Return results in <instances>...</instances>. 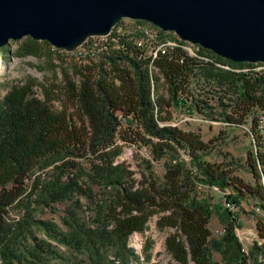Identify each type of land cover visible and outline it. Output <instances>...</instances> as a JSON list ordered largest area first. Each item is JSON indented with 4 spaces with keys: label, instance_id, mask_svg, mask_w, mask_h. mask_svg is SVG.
I'll list each match as a JSON object with an SVG mask.
<instances>
[{
    "label": "trees",
    "instance_id": "16d2710c",
    "mask_svg": "<svg viewBox=\"0 0 264 264\" xmlns=\"http://www.w3.org/2000/svg\"><path fill=\"white\" fill-rule=\"evenodd\" d=\"M125 20L118 22L109 36H120L129 28V32H135V40L142 35L138 29L150 26L159 30V40L175 38L171 31L160 30L147 21ZM25 39L17 49L18 56L63 52L46 41L29 36ZM120 44L118 49L112 45L103 49L98 44L100 49L91 59L95 62L74 69L78 82L64 75L57 97L61 107L57 110L49 106L51 100L44 87L43 100L34 96L32 81L13 86L0 103V260L4 264H50L44 259L54 253L53 241L77 248L85 245L89 250L110 244L124 255L130 251L128 236L144 231L155 212H164L156 226L175 229L165 237V250L178 264H219L212 259V252L220 255L222 264H264L263 246L254 242L245 254L232 224L225 227L219 239L211 238L207 226L212 213L210 197L196 190L198 183L219 190L231 188L232 203L239 205L242 198L251 197L264 216V69H255V65L264 63L232 62L202 47L195 51L196 56L180 46L168 48L164 51L168 54L157 55L151 63L163 78L166 101L156 95L157 78L149 67L151 58L130 42L122 39ZM89 50L93 52V48ZM202 84L205 91L212 93L214 105L197 99L201 97L199 93L191 94L192 88ZM188 95L191 108L186 105ZM62 98L70 100L74 107L64 105ZM171 105L205 113L213 120L217 118L212 115L218 114L223 123L233 126L245 125L247 116L252 115L255 124H250L249 131L254 149L246 165L254 183L248 184L230 176L219 165L204 161L202 156L211 142L167 124L169 118L161 114ZM120 117H130L146 136L156 140L153 150L158 157L167 156L161 182L153 180L146 188H135L124 167L117 163L120 150L114 147V138ZM165 148L173 151L166 152ZM178 149L189 156L188 167L176 158ZM82 158H87L89 177L114 191L105 206L96 205L97 218L103 221L100 225L88 231L74 219H64L69 230L61 232L49 220H34L29 213L30 203L14 225L6 222L7 207L19 201L21 205L23 197L31 195L25 194L24 188V180L31 172L57 163L54 167L58 174L53 180L39 187L34 185L39 189L36 200L47 204L78 186L72 179L63 184L61 173L74 165L73 160ZM108 220L111 228L104 223ZM258 223L264 228V217ZM33 224L45 232L46 239L35 236Z\"/></svg>",
    "mask_w": 264,
    "mask_h": 264
},
{
    "label": "rangeland",
    "instance_id": "374dc122",
    "mask_svg": "<svg viewBox=\"0 0 264 264\" xmlns=\"http://www.w3.org/2000/svg\"><path fill=\"white\" fill-rule=\"evenodd\" d=\"M125 19L126 23L131 22L129 19ZM171 33L176 35L174 32ZM25 38L10 40L0 47V103L13 86L32 81L34 85L31 89L34 96L43 100L45 97L43 94L44 87L51 100L49 106L53 110H57L61 107L57 97L60 96L58 91L59 86L64 81V75L66 74L67 78L69 77L75 83L78 82L79 75L74 72V69L92 65V62H95L91 60L94 58L93 52L89 48L81 49L80 53H78V48L73 51L63 49V52L58 53L45 50L46 52L42 57L31 55L21 57L16 52L18 47L25 42ZM187 48L190 55L194 56L192 49H190L192 47ZM255 66L256 70L264 69V65ZM152 70L157 78L156 95L168 101L163 78L160 77L157 69L153 67ZM204 88L206 86L202 84L195 86L190 92L195 96L199 93L201 97L197 96V99L208 101V104L214 105L215 100L212 93H208ZM190 99V95H188L187 101L184 99L188 108H191L190 102L192 104ZM63 104L74 107L72 102L67 99L63 100ZM161 115L169 118L167 124L176 126L182 131L194 132L204 142H211L208 150L202 156L204 161L219 165L223 170L228 171L230 176L238 177L248 184L254 183L252 174L246 165L248 154L254 149L253 134L249 131L250 124H255L252 115H248L246 124L240 126L223 123L218 114L212 115L217 118L213 120L205 113H199L195 110L188 111L184 106L171 105L165 107ZM259 126L261 125L259 124ZM114 141V147L120 150L116 161L124 167L126 177L133 181L135 188H146L153 180L157 182L163 180L167 156L158 157L154 153L153 146L156 140L146 136L130 117H120V126ZM164 150L166 152L173 151L166 148ZM176 152V158L186 165L185 167H188L189 156L186 152L182 149H178ZM72 162L74 165H68L61 173V182L64 184L70 179L77 180L80 187H74L60 200H49L47 204L39 202L36 200L39 189H36L34 185L37 184L36 186L39 187L41 183L53 180V177L58 174V170L54 167L57 163L44 168L38 167L24 180L25 194L29 192L31 195L27 194L23 197L21 205H18L19 201L7 207L6 222L11 226L14 225L18 217L22 215V209L30 203L29 213L34 220H49L61 232H68L69 230L63 221L64 219L67 222L74 219L88 231L94 230L100 225L103 221L100 222V219L97 218L96 205L105 206L113 197L114 191L109 187L99 186V183L96 184V181L89 177L91 172L87 158ZM196 190L201 196L207 194L210 197L212 213L207 226L211 238L219 239L224 234L225 227L232 224L233 234L245 254L252 248L254 242L263 246L264 249V228L258 223L263 220L264 216L255 208L253 198L248 196L242 198L239 205L235 204L234 209L229 210L227 204L232 202L229 197V194L232 193L230 192L231 188L219 190L216 187H208L198 183ZM103 213H106V210ZM163 215H165L164 212H155L147 221L144 231H134L128 236L130 251L125 252L124 255L110 244H100L97 250H89L85 245L77 248L76 245L53 241L51 244L54 253L44 260L50 264H178L165 250V237L168 233H173L175 229H158L156 226L157 220ZM104 223L108 228L112 227L110 220ZM32 230L35 236L46 239L45 232L36 227L35 224L32 225ZM211 257L217 263L222 264L217 252H212ZM0 264L4 263L0 260Z\"/></svg>",
    "mask_w": 264,
    "mask_h": 264
},
{
    "label": "water",
    "instance_id": "95a60500",
    "mask_svg": "<svg viewBox=\"0 0 264 264\" xmlns=\"http://www.w3.org/2000/svg\"><path fill=\"white\" fill-rule=\"evenodd\" d=\"M122 18L148 21L236 63H264V0H0V47L29 36L73 51Z\"/></svg>",
    "mask_w": 264,
    "mask_h": 264
},
{
    "label": "built area",
    "instance_id": "2783aa9c",
    "mask_svg": "<svg viewBox=\"0 0 264 264\" xmlns=\"http://www.w3.org/2000/svg\"><path fill=\"white\" fill-rule=\"evenodd\" d=\"M138 31H144L143 29H138ZM134 33L135 32H129L126 31V33H123L120 36H91L87 38L81 45H79L78 53L81 52V49L84 48H93V57H96V54L98 50L100 49L98 47V44L102 45L103 49H106L108 45H112V47L121 48L122 45L120 44V40H124L126 42H130L131 44L135 45L139 49L143 50L144 54L151 58V61L149 63L150 70H152V60L159 54H168L169 52H156V45L160 44H167V42H164L163 40H159V38H156L153 36V43H139L134 40ZM229 210H233L235 207V204L232 202H229L227 204Z\"/></svg>",
    "mask_w": 264,
    "mask_h": 264
},
{
    "label": "bare ground",
    "instance_id": "6f19581e",
    "mask_svg": "<svg viewBox=\"0 0 264 264\" xmlns=\"http://www.w3.org/2000/svg\"><path fill=\"white\" fill-rule=\"evenodd\" d=\"M122 19H125V18H122ZM128 19H131V18H128ZM133 20H137V19H133ZM120 21H118V22H120ZM116 24L114 26H116ZM114 26H113V28H114ZM113 28H112V30H113ZM157 28L160 29L159 27H157ZM142 29L144 31H141V33H142L141 37L135 38V41L136 42H139V43H153V36L154 37H157L158 35L156 33L159 30H157V29L155 30V29L151 28L150 26H145ZM112 30L108 34H106V35H98V36H108L112 32ZM160 30H162V29H160ZM119 31H121L120 28H119ZM165 32H168V31H165ZM175 38H169V39H166L165 38L164 42H167V44L156 45V52H159V51L160 52H164L168 48H173V47H176V46H180V47L184 48L190 54V52H189V50H188L187 47H192L190 49H192L193 55L196 56V54H195L196 52L195 51H198L200 49V47H201L199 44H194V43H191V42L182 40L179 36H176V35H175ZM180 41H184L186 44L184 45L183 43H180ZM187 43H188V45H187Z\"/></svg>",
    "mask_w": 264,
    "mask_h": 264
}]
</instances>
